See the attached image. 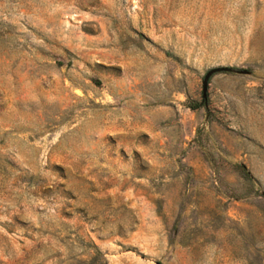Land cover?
Returning a JSON list of instances; mask_svg holds the SVG:
<instances>
[{
    "label": "rangeland",
    "instance_id": "obj_1",
    "mask_svg": "<svg viewBox=\"0 0 264 264\" xmlns=\"http://www.w3.org/2000/svg\"><path fill=\"white\" fill-rule=\"evenodd\" d=\"M262 193L264 0H0V264H264Z\"/></svg>",
    "mask_w": 264,
    "mask_h": 264
},
{
    "label": "water",
    "instance_id": "obj_2",
    "mask_svg": "<svg viewBox=\"0 0 264 264\" xmlns=\"http://www.w3.org/2000/svg\"><path fill=\"white\" fill-rule=\"evenodd\" d=\"M225 71H229L228 68L225 67H221V68H214L209 70L205 76L203 77L202 83H201V98L202 100H206L207 98V86H208V80L209 78L219 72H225ZM262 196L264 197V193H262Z\"/></svg>",
    "mask_w": 264,
    "mask_h": 264
},
{
    "label": "trees",
    "instance_id": "obj_3",
    "mask_svg": "<svg viewBox=\"0 0 264 264\" xmlns=\"http://www.w3.org/2000/svg\"><path fill=\"white\" fill-rule=\"evenodd\" d=\"M192 109H195V108H192ZM244 174L248 177V175H247V173L246 172H244Z\"/></svg>",
    "mask_w": 264,
    "mask_h": 264
}]
</instances>
